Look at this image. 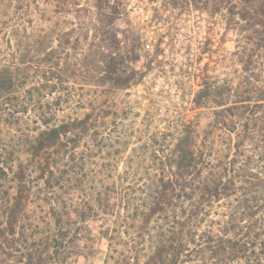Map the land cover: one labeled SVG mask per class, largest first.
<instances>
[{
  "label": "rangeland",
  "instance_id": "obj_1",
  "mask_svg": "<svg viewBox=\"0 0 264 264\" xmlns=\"http://www.w3.org/2000/svg\"><path fill=\"white\" fill-rule=\"evenodd\" d=\"M68 1L63 12L50 13L51 22L33 4L24 23L28 34L41 24L58 37H10L11 28L0 37L4 56L24 49L19 60L6 59L16 63L19 78L28 77L12 90L19 109L16 101L0 107V198L20 187L31 193L22 225L8 226L0 210V264H145L167 221L161 213L142 218L141 206L161 173L176 172L179 142L193 138L192 149L212 161L217 153L233 155L235 134L217 127L222 108L216 101H237L236 89L253 72L264 87V35L253 33L262 27L256 19L241 20V0ZM247 60L260 66L246 72ZM34 86L35 98L44 96L43 110L29 103ZM222 87L232 89L224 98L218 96ZM43 111L54 115L52 124L87 121L76 149L82 155L48 153L39 166L32 154L8 147L44 129ZM78 168L83 182H93L87 187L109 185L118 195L108 211L95 207L85 224L88 235L62 252L49 212L56 199L74 192L67 179ZM87 195L96 198L91 190ZM225 210L216 207L201 229L218 232ZM111 246L118 250L113 259Z\"/></svg>",
  "mask_w": 264,
  "mask_h": 264
},
{
  "label": "trees",
  "instance_id": "obj_2",
  "mask_svg": "<svg viewBox=\"0 0 264 264\" xmlns=\"http://www.w3.org/2000/svg\"><path fill=\"white\" fill-rule=\"evenodd\" d=\"M37 2L39 1L0 0V37L8 28L12 29L10 37H58L56 29L41 24L36 27L32 25L33 32L28 34L24 23L31 15L33 4L41 11L42 19L51 22L53 18L50 13L63 12L70 2L43 0L42 3L47 4L44 9ZM13 3L17 5L13 7ZM240 4L241 20L249 22L256 19V26L262 27V30L253 33L263 36L264 0H241ZM27 23L33 24L30 19ZM259 41L264 42V37ZM22 51L24 49H18L15 57L13 53L4 56L0 52V107H9L11 101H16V104H12L14 111L20 105L12 96V90L17 84H24L28 77L23 75L19 78L13 71L16 63L6 58L11 56L19 60L16 54L23 56L19 53ZM242 54L245 55V52ZM21 62L25 64L24 61ZM244 62L246 72L260 66V62L257 63L258 66L253 65L250 60ZM259 83L260 80L256 79V73L253 72L236 89L237 101L231 104L216 101L222 108L217 112V127L224 130L225 134H235L231 158L224 159L221 153H217V158L212 161V156L204 152L196 153L192 149L193 138L185 137L179 142L174 154L176 172L165 176L162 171L157 185L149 195V201L141 206L144 207L140 212L142 218L161 213L160 218L167 221L166 227H159L162 229L160 239L153 245V251L147 256L145 264H186L194 261L197 264H264V87L259 86ZM55 88L54 85L52 89ZM38 91L39 87L34 86L29 92V103L34 107L39 105L38 110H43L44 105L40 100L44 96L40 95L38 99L34 96ZM231 91L230 87H222L218 90V96L224 98L225 93ZM49 114L45 111L41 114L44 129L36 128L27 135V141L23 143L19 139L8 145L12 151L21 149L35 156L39 166L48 153L60 154L61 150L66 153L70 149L74 156L82 155L76 153L77 144L88 126L85 120L52 124L54 115ZM83 159L84 157H80L78 162ZM57 163L55 162V166ZM77 165L76 163L75 167ZM80 171L82 172V168L71 171L72 174L67 179L68 182L74 181V189H71L74 192L68 193L69 199H56L49 212L57 228L56 237L62 252L70 250L77 241L88 235L85 224L91 217V212H96L95 207L108 211L115 204L113 201L118 195L117 189L109 185L103 187L98 183L100 185L93 188L87 187V184L90 186L93 182H83ZM88 190L93 191L96 198L88 197ZM30 197V190L20 187L17 194L10 196L5 193V197L0 198V210L8 226L13 228L23 224ZM92 201L94 206L91 205ZM216 207L226 208L224 216L227 221L223 225L219 224L218 232L212 228L201 229ZM134 209L138 210L137 207ZM114 239L115 237H111L110 241L113 243ZM110 252L113 256L111 259L118 254L113 246L110 247Z\"/></svg>",
  "mask_w": 264,
  "mask_h": 264
}]
</instances>
